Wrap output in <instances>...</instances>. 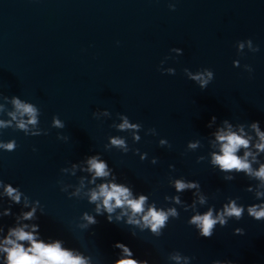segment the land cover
<instances>
[{"label": "water", "instance_id": "95a60500", "mask_svg": "<svg viewBox=\"0 0 264 264\" xmlns=\"http://www.w3.org/2000/svg\"><path fill=\"white\" fill-rule=\"evenodd\" d=\"M245 38L259 50L238 54L236 41ZM173 47L182 54L170 52ZM161 60L175 73L158 71ZM185 67L210 68L213 79L201 89L185 76ZM13 96L39 110L40 134L26 135L15 121L0 128V141L16 142L14 150H0V181L41 202L44 214L38 211V220L30 222L39 223L43 235L79 247L95 264H108L118 251L112 247L116 240L150 264H176L168 258L172 250L195 257L191 264L213 259L264 264V219L231 218L210 237L199 236L187 223L194 211L219 208L229 197L243 204L257 199L255 180L243 173L223 180L208 157L211 132L222 119L245 125L258 120L264 129V0H0V120L11 119ZM122 114L140 125L139 141L115 127ZM211 115L217 120L209 128ZM53 116L64 126H52ZM111 136L123 137L129 150L111 146ZM189 141L199 146L190 149ZM92 153H99L134 193L147 194L159 207L176 208L178 217L169 218L160 236L108 223L103 216L88 230L76 227L80 212L94 206L68 197L60 187L76 185L88 174L60 169H71ZM177 177L198 181L199 188L177 193L169 183ZM248 184L253 191H246ZM196 193L205 204L196 202ZM172 195L181 203L165 200ZM5 200L0 197V207ZM19 208L12 205L13 212ZM12 222L11 215L0 217V226ZM235 227L243 233H234Z\"/></svg>", "mask_w": 264, "mask_h": 264}, {"label": "clouds", "instance_id": "9594fccd", "mask_svg": "<svg viewBox=\"0 0 264 264\" xmlns=\"http://www.w3.org/2000/svg\"><path fill=\"white\" fill-rule=\"evenodd\" d=\"M168 7L174 9L175 5L169 3ZM235 47L238 54H243L245 48L250 52L259 50V46L253 44L251 38L237 40ZM169 51L177 55L182 54V49L179 47H173ZM164 63L165 60L160 61L158 71L174 74L175 69L172 66L163 67ZM232 64L239 66V61L233 59ZM243 68L249 73L252 72V67L248 64H244ZM182 71L201 89L205 88L214 76L213 71L207 67L196 71H190L185 67ZM11 102L14 107V111L8 113L11 119L0 120V128L9 126L15 121L16 128L23 130L26 135H39L40 129L35 127L38 124L39 110L32 103L22 101L16 96L12 97ZM216 120L217 117L211 115L206 126L211 128ZM51 124L57 128L64 126L56 116H53ZM30 125L33 127L29 128ZM115 127L120 131H130L133 140L139 141L140 125L130 122L126 115H120V122ZM211 136L209 143L213 150L209 152L210 165L223 173V180L231 181L235 174L240 173L255 180L257 183L254 194L257 199L255 202L243 204L238 203L237 198L229 197L219 208L214 209L209 206L204 211H194L187 223L194 226L201 237H210L217 225L223 227L231 218L239 220L247 214L255 220L264 219V199H261L264 197V191L261 190L264 189V159H260L264 154V129L261 128L260 121L250 120L247 125L233 124L225 118L216 125ZM108 142L123 152L129 150L123 137L111 136ZM158 143L164 145L165 140L161 138ZM187 146L195 149L199 146V141H189ZM15 147V140L0 141V150L11 151ZM33 150L35 151V148ZM133 152L138 153L139 149H133ZM145 155L140 153V158L144 159ZM152 162L155 163V158ZM77 168L87 173V177L80 176L76 185H62L60 191L65 192L68 197L85 198L94 206L91 211H81L77 218L76 227L82 231L96 224L98 216H103L108 223H123L140 232L147 230L154 236H160L169 218H176L179 215L175 207H159L154 201L149 202L147 194L134 193L128 184L118 181L115 172L99 153L87 154L79 164L74 162L71 164V169L61 168L60 171L75 175ZM169 183L177 193L185 189L199 188L198 181L185 180L181 177L172 179ZM69 187L71 191H68ZM245 188L246 191H253L251 184L246 185ZM195 195L196 202L201 205L206 203L202 194ZM0 197L6 198V206L0 207V217L10 215L13 217L11 224L0 226V264H95L93 256L86 254L79 247L69 246L62 238L43 235L40 224L30 222L38 220V211L41 215L44 214V208L38 199L30 200L18 186L7 181H0ZM165 200H171L175 204L181 203L178 195L165 196ZM13 204L20 205L17 212L12 211ZM232 231L242 234L244 230L235 227ZM130 234L135 236L136 232L131 231ZM112 247L118 251L108 264H150L147 258H137L124 242L113 241ZM168 258L176 264H191L195 259L178 250L169 252ZM211 264H233V261L213 259Z\"/></svg>", "mask_w": 264, "mask_h": 264}]
</instances>
